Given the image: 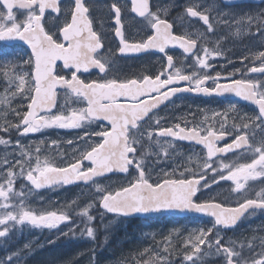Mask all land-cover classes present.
<instances>
[{
  "label": "snow or ice",
  "instance_id": "1",
  "mask_svg": "<svg viewBox=\"0 0 264 264\" xmlns=\"http://www.w3.org/2000/svg\"><path fill=\"white\" fill-rule=\"evenodd\" d=\"M128 2L130 12L144 22L146 32L140 40L126 39L122 6L119 0L112 3L114 34L119 38L117 51L121 55L150 50L164 54L166 62L154 74L124 78L110 74L112 60L102 53L104 44L93 27L88 0H71L66 10H62L63 0H0V42L19 40L31 49L25 59L17 55L14 45H0V75L9 85L0 97V113L9 109L14 117L9 120L8 113L0 115V120H4L0 123V146L13 150L11 160L7 152L0 159V239L9 237L17 225L21 229L27 225L53 230L67 224L69 231L60 235L75 236L79 229L81 236L95 240L96 229L89 226L95 221L91 214L94 207L125 218L180 210L213 218L212 227L194 230L179 245L183 249V264H197L204 248L215 249L225 264H264V239L259 250L251 242L246 246L241 243L238 249L235 241L224 242L220 235L221 229L234 228L246 214L264 210V187L253 191L249 185V181L264 179V137L256 140L248 131L252 124L264 127V80L233 78L236 73L242 77L264 76V50L254 55L253 62L259 61L258 66L254 63L227 76L219 72L213 76L209 60L221 57L222 53L218 46H207V34L216 31L207 9L202 10L195 2L186 6L183 16L188 23L178 33L174 30L176 22L167 18L170 9L161 14L160 6L154 10L151 0ZM223 2L231 4L235 0ZM53 14L57 23L47 28V17ZM232 19L237 37L251 33L253 26L257 35L264 34V13L241 14ZM193 20L202 22L205 31H189ZM177 48L191 61L189 71L178 67L170 54L171 49ZM240 59L243 63L249 57ZM93 69L97 70V79L82 78ZM58 89L82 106L53 111L57 109ZM181 92L206 96L234 93L258 111L248 118V123L241 117L242 122L234 123L231 131L226 125L227 113H213L212 118L205 116L199 123L176 120L165 126L168 121L158 111ZM231 109L235 111V105ZM216 117L220 119L217 121ZM92 124L96 128L84 130L77 142L67 141L75 144L74 150L71 156L58 153L59 164L39 145L33 147L10 139L12 132L24 137L45 129H88ZM229 136L231 142L221 146L220 142ZM177 140L202 146L204 162L195 167L178 165L171 171L162 170L163 178L153 181L152 165L168 163V149ZM53 145L58 142L51 141L49 147ZM229 153L234 158L225 162ZM151 156L155 160L150 161ZM113 173L129 177L127 184L113 187L99 182ZM18 180L27 183H21L17 189ZM222 181L231 182L234 203L196 199L198 193ZM74 184L90 189V199L83 206L76 199L51 209L32 206L35 192ZM74 215L81 218L83 227L74 222ZM164 240L162 251L145 247L131 255L127 264H170L171 237ZM23 248L30 245L25 243ZM19 259L20 251H12L0 264H18Z\"/></svg>",
  "mask_w": 264,
  "mask_h": 264
},
{
  "label": "flooded vegetation",
  "instance_id": "2",
  "mask_svg": "<svg viewBox=\"0 0 264 264\" xmlns=\"http://www.w3.org/2000/svg\"><path fill=\"white\" fill-rule=\"evenodd\" d=\"M117 2V0H88L90 6V14L93 20V27L101 35L104 48L102 53L105 56H109L112 60V72L111 75H116L121 78L131 77L139 74H154L158 72L161 65L166 62V57L164 54L159 53L156 50H150L141 53H129L127 55H121L118 53L117 49L119 47V38L114 34V26L112 22V16L114 13L110 11V6L112 3ZM197 3L201 5L202 10L207 9V14L210 16L214 24L216 31L214 33H209L207 46L209 48L219 47L222 53L221 57L216 59H210L209 63L213 65L211 69V74L214 76L217 72L221 73L222 76H227L234 72L235 69H244L245 66L251 67L255 65L258 66L259 61L253 62L254 55L259 51L264 50V34L257 35L256 27L253 26L251 33H245L240 37L234 35L236 31L235 20L232 17L239 18L241 14L258 15L264 13V0H235L234 3L226 4L223 0H151L154 6H160L161 14L165 10L170 9L167 18L176 22L175 31L180 33L183 32L184 26H187L188 18L183 16L184 8L189 6L191 3ZM122 6V23L123 31L126 39L129 41H137L144 37L146 28L145 24L141 18L137 17L134 13L130 12V4L128 0H119ZM71 4V0H63L62 10H66ZM22 11V10H21ZM183 16V19L181 17ZM227 21V22H226ZM62 22V21H61ZM57 23L56 17L53 14L48 16L46 20V27L53 28V25ZM54 30V29H53ZM189 31H205V26L202 22L198 20L191 21V27L188 28ZM219 39V45H217V40ZM14 45V51L17 55H20V49H23L24 55L30 54L26 50L25 46L21 44L18 40L12 42H0V45ZM170 54L174 55V59L178 67L184 68L185 71H189L191 61L185 57L180 49H171ZM247 56L249 59L244 60L241 63V57ZM15 58V57H13ZM60 64L61 62H57ZM67 74V73H65ZM84 79H97V70H90L89 73L83 74ZM233 78H253L264 80V76L260 74H250V77L246 74L241 76L239 73ZM211 86V81H209ZM57 111L62 107H80L81 104L77 103L74 97L66 96L64 90H57ZM235 105V111H232L231 106ZM258 109L255 105L250 102L244 101L242 98L236 97L234 93H226L222 96L212 95L206 96L203 94H195L189 92L178 93L176 97H173L172 101L166 106H161L158 111V115L167 119L168 124L179 120H188L190 122L199 123L204 120L205 116L212 118L213 113H227L226 125L231 131L234 123H241V117H245L243 122L248 123L251 117H254ZM246 114V116H245ZM235 117V120L233 119ZM220 117H216L218 121ZM10 120H14L11 117ZM106 125V122H104ZM191 126V124H190ZM218 126V125H217ZM96 128L95 124H92L88 129H45L41 132L35 134H29L28 136L19 137L17 133L12 132L10 139L15 142L17 139L20 141H27L28 145L33 147L39 145L45 154L53 156L56 158V162L60 163L59 154L67 153L71 156L75 144H68L67 141L72 140L74 142L78 141V137L83 135L84 130H91ZM250 137L259 140L264 137V127L256 128L252 124L249 128ZM232 137L229 136L225 140L220 142V145L230 143ZM51 141H57L58 145H53L49 147ZM147 150V145H146ZM154 151H159V149L154 148ZM170 158L168 163L160 164L157 166L153 164L152 167V180L155 181L158 177L163 178L164 171H171L173 168H177L178 165L195 167L196 164H202L204 162V152L205 150L202 146L197 145L195 142H184L175 141L174 147L168 149ZM189 157H192L191 162ZM232 153H229L225 158V162L233 159ZM149 160H155V156H151ZM182 170V169H181ZM178 174V173H177ZM129 177L122 173L109 174L106 177L100 178V183L108 186L117 187L119 185H126ZM249 185L252 187L253 191H258L260 188L264 187V179H257L256 181H249ZM231 182L222 181L218 185H214L211 189L207 191H202L197 194L196 199L198 201H205L215 198L217 201H223L226 203H234L236 197L231 193ZM53 188H62L65 190L81 191L84 194L85 201L90 199V189L84 185H69V186H57ZM53 188H45L39 190L38 192L44 193ZM98 208V207H96ZM124 221L128 224L137 223L141 221L143 223H154L162 226H167L169 224L184 223V222H207L212 224L213 218L206 216H176L172 214H155L145 217H123ZM264 224V210H256L254 214H246L234 228L221 229L220 233L222 235H231L236 232L244 231L246 234L248 232L249 224L254 223ZM260 230V229H258Z\"/></svg>",
  "mask_w": 264,
  "mask_h": 264
},
{
  "label": "rangeland",
  "instance_id": "3",
  "mask_svg": "<svg viewBox=\"0 0 264 264\" xmlns=\"http://www.w3.org/2000/svg\"><path fill=\"white\" fill-rule=\"evenodd\" d=\"M20 52V56L26 59L27 56L24 55L23 49H20ZM12 59L15 58L12 57ZM8 87L9 85L0 75V97L4 96V90ZM5 113H8L9 120L13 117L9 109H4V113L0 115ZM0 123H4V120H0ZM21 143L28 145L27 141H21ZM12 151L11 148L5 149L0 146V159L7 152L9 153L8 159L11 160ZM21 183L27 182L18 180L17 189ZM31 199L33 207L45 209L67 205L73 199H76L80 206L87 202L81 191L62 188H53L44 193L35 192ZM91 214L95 217V221L89 226L96 229L95 240L81 236L79 229L75 236L71 233L68 236L60 235L62 232L69 231L67 224H61L59 229L53 230L33 228L27 225L21 229V226L17 225L9 237L0 239V260L6 259L12 251H20L18 264H127L131 255L145 247L153 246L162 251V245L166 243L164 237L170 236L171 243L168 245L171 253L170 264H183V249L179 245L194 230L212 227V224L204 221L184 222L178 225L172 223L167 226L141 221L128 224L123 219L107 215L96 207L91 209ZM73 220L81 227L84 226L79 216L74 215ZM248 227L252 228L246 234L243 233L244 231H238L231 235L221 233L220 235L224 237V242L235 241L238 249L241 243L246 246L251 242L259 250L260 241L264 239V224L259 222L249 224ZM106 236L107 240H105ZM49 241L54 242L49 243ZM25 243H28L30 248L24 249ZM197 264H225V261L215 249L204 248L202 258Z\"/></svg>",
  "mask_w": 264,
  "mask_h": 264
},
{
  "label": "water",
  "instance_id": "4",
  "mask_svg": "<svg viewBox=\"0 0 264 264\" xmlns=\"http://www.w3.org/2000/svg\"><path fill=\"white\" fill-rule=\"evenodd\" d=\"M8 42L10 43L12 41H8ZM19 42L21 44H23L27 48V50L29 52H31V49H30V47L27 44H25L23 41H19ZM163 213H165V214H172V215H176V216L196 215V216H206V217H209L206 214L195 213V212H190V211H180V210H169V211H165V212H161V213L139 214V215H136V216L137 217H145V216H150V215H155V214H163ZM129 217H135V216H129Z\"/></svg>",
  "mask_w": 264,
  "mask_h": 264
},
{
  "label": "trees",
  "instance_id": "5",
  "mask_svg": "<svg viewBox=\"0 0 264 264\" xmlns=\"http://www.w3.org/2000/svg\"><path fill=\"white\" fill-rule=\"evenodd\" d=\"M119 218H121V217H119ZM121 219H123V218H121ZM124 220V219H123Z\"/></svg>",
  "mask_w": 264,
  "mask_h": 264
}]
</instances>
